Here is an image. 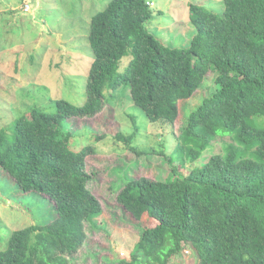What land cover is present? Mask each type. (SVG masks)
Returning <instances> with one entry per match:
<instances>
[{
  "label": "trees",
  "instance_id": "16d2710c",
  "mask_svg": "<svg viewBox=\"0 0 264 264\" xmlns=\"http://www.w3.org/2000/svg\"><path fill=\"white\" fill-rule=\"evenodd\" d=\"M223 4L221 14L191 6L196 35L183 49L147 30L148 0H111L92 17L85 103L58 99L54 112L34 108L0 129V167L24 193L45 196L57 210L49 224L15 231L0 264H71L86 245L87 224L102 214L88 188L86 159L97 150L75 148L72 120L96 118L128 90L150 124L173 130L179 103L191 101L211 75L214 92L186 114L166 157L168 179H132L118 194L142 230L116 264H172L187 251L196 264H264V0ZM132 119L134 132L116 136L128 145L141 131ZM225 138L224 154L193 166Z\"/></svg>",
  "mask_w": 264,
  "mask_h": 264
},
{
  "label": "rangeland",
  "instance_id": "374dc122",
  "mask_svg": "<svg viewBox=\"0 0 264 264\" xmlns=\"http://www.w3.org/2000/svg\"><path fill=\"white\" fill-rule=\"evenodd\" d=\"M110 1L0 0V129L11 127L18 117L34 108L54 112L58 99L77 106L85 103L87 74L94 57L88 39L90 21ZM148 1L153 18L147 30L165 46L178 49L188 48L196 35L190 21L191 6H203L217 14L225 10L223 0ZM209 78L191 101L179 103L181 115L173 130L169 125L150 124L128 90L120 95L118 92L111 106L96 118L72 120L75 148L92 146L97 150L86 159L92 175L88 188L100 201L103 212L92 225L87 224L88 240L71 264H116L134 250L142 228L117 203V196L132 179H168L171 167L166 157L174 154L186 114L216 88L213 76ZM132 117L137 118L141 131L128 145L116 136L121 133L127 137L134 132ZM101 128L108 138L98 141L97 137L104 135H99ZM225 141L230 139H218L193 166H201L214 153L224 154ZM56 218L57 210L48 198L24 193L0 167V251L7 249L15 231L43 226ZM190 255L187 251L184 261L172 264H196Z\"/></svg>",
  "mask_w": 264,
  "mask_h": 264
},
{
  "label": "built area",
  "instance_id": "2783aa9c",
  "mask_svg": "<svg viewBox=\"0 0 264 264\" xmlns=\"http://www.w3.org/2000/svg\"><path fill=\"white\" fill-rule=\"evenodd\" d=\"M28 7H29V6L27 5V6H26V11H27V10L29 11V8H28Z\"/></svg>",
  "mask_w": 264,
  "mask_h": 264
}]
</instances>
